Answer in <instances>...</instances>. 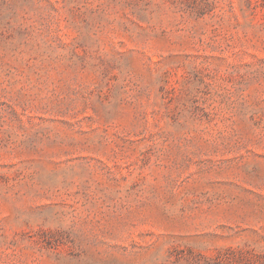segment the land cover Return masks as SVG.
<instances>
[{"label": "rangeland", "instance_id": "374dc122", "mask_svg": "<svg viewBox=\"0 0 264 264\" xmlns=\"http://www.w3.org/2000/svg\"><path fill=\"white\" fill-rule=\"evenodd\" d=\"M0 264H264V0H0Z\"/></svg>", "mask_w": 264, "mask_h": 264}]
</instances>
